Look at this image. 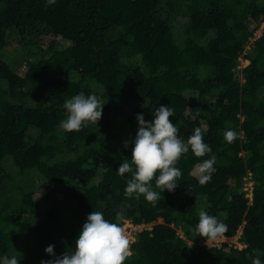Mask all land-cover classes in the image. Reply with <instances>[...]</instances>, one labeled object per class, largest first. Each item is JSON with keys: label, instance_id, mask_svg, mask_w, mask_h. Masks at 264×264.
I'll list each match as a JSON object with an SVG mask.
<instances>
[{"label": "trees", "instance_id": "obj_1", "mask_svg": "<svg viewBox=\"0 0 264 264\" xmlns=\"http://www.w3.org/2000/svg\"><path fill=\"white\" fill-rule=\"evenodd\" d=\"M263 22L264 0H0V264L13 255L41 264L53 259L49 245L73 253L92 211L116 223L119 210L149 226L124 264H252L253 249L264 264V31L254 38ZM11 34L19 72L1 55ZM81 92L105 103L102 118L65 132L63 104ZM161 105L173 109L180 137L200 127L212 152L182 154L179 186L153 206L127 198L131 173L116 171L130 161L136 116L151 122ZM213 154L216 170L200 185L193 169ZM202 210L227 224L224 236L240 232L243 247H208L192 231Z\"/></svg>", "mask_w": 264, "mask_h": 264}, {"label": "clouds", "instance_id": "obj_2", "mask_svg": "<svg viewBox=\"0 0 264 264\" xmlns=\"http://www.w3.org/2000/svg\"><path fill=\"white\" fill-rule=\"evenodd\" d=\"M54 3L55 0H47L48 6ZM104 105L95 94L86 96L81 92L74 95L63 104V108L67 110V118L60 121L59 127L65 132H79L82 126H88L87 122L97 124L102 118ZM153 115L155 119L151 122H146L143 114L136 116L139 127L131 142L133 146L130 161L126 159L116 172L120 177L131 173V179L127 181L124 190L127 198L139 200L143 195L147 202L155 206L161 200V192H173L179 186L177 178L182 176V172L174 165L181 155L191 151L196 157H204L212 149L203 142L200 127H196L186 141L180 137L178 127L169 120V117L174 116L171 106L161 105ZM237 138L238 134L232 129L224 133L227 143H232ZM128 144L125 141L124 147L127 148ZM215 163L216 156L213 154L195 166L193 172L198 176L200 185L210 181L216 170ZM157 172L159 176L156 177L154 189L150 182ZM115 219L116 223L109 222L102 212L92 211L75 241V251H65L61 256H56L54 245H49L45 248V253L53 259L41 260V264H124L131 255V241L121 223L125 219V212L119 210ZM192 231L201 238L214 241L227 233L228 226L202 210L199 212V222ZM19 261L13 255L11 258L5 257L2 264H19ZM252 264H261L257 249L252 250Z\"/></svg>", "mask_w": 264, "mask_h": 264}, {"label": "rangeland", "instance_id": "obj_3", "mask_svg": "<svg viewBox=\"0 0 264 264\" xmlns=\"http://www.w3.org/2000/svg\"><path fill=\"white\" fill-rule=\"evenodd\" d=\"M264 31V23L260 26L259 30L254 34V38H257L262 32ZM172 33H173V36L174 38L176 39V41L178 42L179 45L182 44V41H183V34H182V29L176 25L174 23L173 25V29H172ZM17 38H16V35L15 34H11L8 36V41H9V46L6 48L5 51H3L1 53V55L3 56V59L8 62V64L11 66L12 69L16 70V71H21L23 69V66H24V59L22 58V55H21V48L17 45ZM60 41L57 40V43H59ZM60 45H62V43H59ZM135 63H137V60L134 61ZM248 62L245 61V62H241L239 61L238 62V66L239 68H243ZM133 64V63H132ZM54 72V71H53ZM55 73V72H54ZM71 80H75L76 77H70ZM2 88L4 87V85L2 84L1 86ZM189 100H193L194 97L192 95H187L186 96ZM5 169L6 170H10L12 165H11V162H10V159H7L5 160V165H4ZM28 175H30L31 177L34 178V180H36V182H39V174L36 172V171H30V172H27ZM248 178V177H247ZM100 180V175L98 174V176L95 178V183H98ZM249 178L246 179L245 178V183H246V187L247 185L249 184ZM200 204V203H199ZM201 206H203L204 204L201 203L200 204ZM145 228H149V226H144ZM124 228H126L124 226ZM133 233L134 231L133 230H129V229H126L125 233L126 235L128 236L130 233ZM139 230H135V234L138 233ZM129 237V236H128ZM236 238H232V241L235 240Z\"/></svg>", "mask_w": 264, "mask_h": 264}, {"label": "built area", "instance_id": "obj_4", "mask_svg": "<svg viewBox=\"0 0 264 264\" xmlns=\"http://www.w3.org/2000/svg\"><path fill=\"white\" fill-rule=\"evenodd\" d=\"M239 61L245 62L247 60H245V59H239ZM237 68H239V66H237ZM246 179H248V178H246ZM243 191L245 192V197L248 200H251V196H252L251 195L252 194L251 193V191H252V183L250 181H249V184L247 185V187H246V183H245L244 188H243ZM122 226L123 227L124 226L126 227V228H124L125 231H126V229H129V230H133L134 231L133 233L131 232L128 235L129 236V239L131 241V244L134 242L135 235L137 234V233L135 234V230L141 231L143 228H145L144 226L133 225L129 221H124ZM239 234H240V232H238L235 236H232V237H227V236H224L223 235V236L219 237L218 239H216L214 241L213 240H208L206 244H207L208 247H219V248L220 247H225L227 249H229V248L241 249L243 246L239 242ZM234 237L236 239L232 241V238H234Z\"/></svg>", "mask_w": 264, "mask_h": 264}]
</instances>
